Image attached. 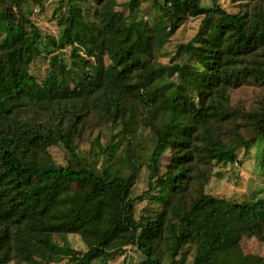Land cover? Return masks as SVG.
Here are the masks:
<instances>
[{
	"label": "trees",
	"instance_id": "16d2710c",
	"mask_svg": "<svg viewBox=\"0 0 264 264\" xmlns=\"http://www.w3.org/2000/svg\"><path fill=\"white\" fill-rule=\"evenodd\" d=\"M30 1L0 0V264H117L130 247L141 264H258L241 242L264 244V198L206 186L216 165L264 138V0L236 12L152 0L153 23L140 11L148 0H68L58 37L43 35ZM191 19H201L194 38L158 66ZM40 58L41 78L31 71ZM139 200L157 209L138 216ZM69 235L86 250L57 241Z\"/></svg>",
	"mask_w": 264,
	"mask_h": 264
},
{
	"label": "rangeland",
	"instance_id": "374dc122",
	"mask_svg": "<svg viewBox=\"0 0 264 264\" xmlns=\"http://www.w3.org/2000/svg\"><path fill=\"white\" fill-rule=\"evenodd\" d=\"M242 1L243 0H219V3H221L227 10L236 12L238 5ZM203 2L204 5H210L212 0H203ZM67 3L68 0H32L25 7V11L32 14V17L42 30L44 36L58 37L60 33L58 14L61 12L60 8L63 12H66ZM124 8L123 10L125 15H128L129 10ZM140 11L144 17L152 23L157 18V11H155L152 7V0L141 3ZM200 20L201 19H191L184 24L175 35L172 36L171 40L160 52L158 58L155 59V63L158 66H170V58L174 55L177 46L181 43H187L194 38L199 29ZM69 50L70 47H66L61 50V52L64 53L63 56L66 61L69 60ZM52 51H55L56 53L60 52L56 51L55 47H53ZM142 52L147 58L151 55L146 51ZM47 53L48 52H45V54ZM152 59H154V57H152ZM46 70L47 63H45L44 59L40 58L36 61L31 71L37 77L41 78L45 75ZM238 92L240 96L245 95L244 89H240ZM92 138V136H86L79 142L80 152L88 158H90L89 152L93 149L91 144ZM50 152L59 164L67 163L66 152L62 146H53L50 148ZM145 180L146 174L143 176L142 181L136 188V195H142V193L148 189ZM206 192L214 195L215 197L233 200L236 202H250L254 199L264 198V138L248 150H245L243 147L238 148L237 158L234 163L216 165L214 175L209 184L206 186ZM156 209L157 204L150 200H139L137 202L138 216L143 212V210L152 211ZM57 241L61 242V244H68L72 248L79 251L86 250L84 242L77 235H69L65 240L57 239ZM241 250L244 260L249 255H254L257 257L256 262L258 264H264V244H260L255 240L244 239L241 242ZM189 252V255L192 256L193 252L190 250L187 253ZM46 259L50 262V264L68 263L67 258L61 260L57 256L47 255ZM141 262L142 257L133 247L128 248L122 255L115 258V263L117 264H141Z\"/></svg>",
	"mask_w": 264,
	"mask_h": 264
}]
</instances>
